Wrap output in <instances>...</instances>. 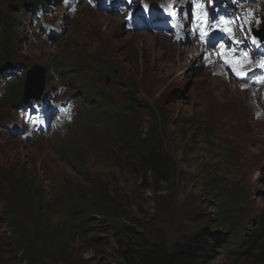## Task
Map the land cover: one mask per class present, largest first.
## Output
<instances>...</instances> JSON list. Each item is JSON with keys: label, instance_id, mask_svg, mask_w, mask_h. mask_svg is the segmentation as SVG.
I'll list each match as a JSON object with an SVG mask.
<instances>
[{"label": "rangeland", "instance_id": "1", "mask_svg": "<svg viewBox=\"0 0 264 264\" xmlns=\"http://www.w3.org/2000/svg\"><path fill=\"white\" fill-rule=\"evenodd\" d=\"M77 10L80 15L70 24L66 23L65 35L57 42L56 61L59 58L76 59L82 72L69 71L68 74L76 76L82 83H89L91 93L102 91L109 100L119 102L123 94L130 97V102L137 104L140 110L137 131L143 136L147 137L157 127L164 139L176 141L179 138L175 122L180 118H192L194 128L189 132L195 133L196 147L189 157L190 162H182V152L178 150L177 175L167 183L155 182L148 173L144 181V173L136 169L135 156L129 155V147H125L121 139L117 141L111 125L100 116L91 115L92 110L67 136H55L52 143L37 140L23 147L0 139V178L5 180L6 171L10 172L12 167H24L26 172L32 170L41 197L43 194L53 196L58 209L55 219L64 220L58 228L59 235L68 230L75 232L71 245H66L67 254L60 256L53 252L43 261L44 264H115L125 241L141 251L157 247L170 250L175 242L205 227L207 221L215 222V206L220 200L201 188L198 176L208 172L219 160L216 172L223 176V183L227 185L222 205L233 200L232 196L237 192L236 199L240 203L235 207L236 213L242 211L240 219L244 223L252 214L264 216V156H255V151L244 141L238 124L228 122L219 113V107L212 110L211 102H204L208 99L204 96V89L210 87L209 77L205 73L191 75V78L184 76L190 72L189 60L176 66L172 64L168 55L173 49L157 42L163 41L162 37L154 36L155 41L150 35L126 36L122 19L113 16V12L100 13L95 6L89 9L83 6ZM74 51H79V56H72ZM138 57L142 60L139 66L130 64ZM174 60L181 62L183 56ZM35 61L32 58L29 62ZM105 62H110L111 68L117 72L114 76L105 75L111 78L108 86L104 85L105 76L97 78L99 63ZM11 82V88L17 85V81ZM107 107L113 111L110 104ZM130 107L124 102L119 104L118 111L128 116L124 112L131 113L126 110ZM154 123L156 125L151 129ZM130 130L134 136L132 125ZM205 133L218 138L212 141L213 148L218 149L212 150L211 155L202 149L208 147L202 136ZM104 143L112 145L104 149ZM169 144L168 141V155L172 152ZM103 193L111 199L108 206L111 212L116 207L115 220L96 212L84 219L73 215L74 207L81 203L89 206L98 202L99 196L100 202ZM233 222L237 224L234 219ZM4 229L2 226L0 233ZM247 230L253 234L258 227L251 223ZM263 235L264 223L261 224L258 243ZM245 239L242 235L235 242L240 244ZM55 256L62 260H52ZM206 260V264H235L232 258L219 254L210 255Z\"/></svg>", "mask_w": 264, "mask_h": 264}, {"label": "trees", "instance_id": "2", "mask_svg": "<svg viewBox=\"0 0 264 264\" xmlns=\"http://www.w3.org/2000/svg\"><path fill=\"white\" fill-rule=\"evenodd\" d=\"M42 1V0H41ZM34 0H0V71H3L11 64L13 57L17 55L19 44L17 38L20 25L18 19L26 14V8L35 6ZM22 10L24 12L22 13ZM142 63L139 58L130 64L139 66ZM144 65V64H141ZM106 69L103 66V71ZM113 72V70H111ZM18 93L19 86H16ZM92 101L99 103V109L104 111L106 105L103 104L101 96L88 95ZM12 96L6 99V105H11ZM124 100L130 102V97L124 96ZM134 116H127L120 119L119 112L109 113V117L117 122L116 137L124 142L125 147H129V155L135 156L136 169H140L144 173V181L147 173L155 182H170L177 175V160L176 155L178 150H181L182 162H190L192 153L195 151L196 144L194 143L195 133L189 132L190 128H194L192 118H180V121L175 122V129L178 132V140L164 139L159 128L154 127L147 137H143L141 132L137 131L140 126L139 112L136 114V107L132 105ZM2 109L0 108V113ZM131 120H134L130 123ZM135 128L133 136L129 126ZM154 125H156L154 123ZM128 131L127 139L123 136L124 132ZM208 144V153L216 151L218 148L212 145V141H217L218 138L210 134L202 135ZM128 139H130L128 141ZM173 139V138H172ZM171 143L169 147L172 152L166 153L168 141ZM106 149L110 148V144H105ZM109 147V148H108ZM166 153V154H165ZM139 155L138 158L136 156ZM188 157V159H184ZM181 163V162H180ZM217 163V162H216ZM216 163L212 164L208 172L201 173L198 179H201V188L207 192H211L213 197L220 200L216 208L215 222L207 221L205 227L195 232V234L177 241L172 245L170 250H164L162 247H157L147 251H141L134 247L128 241H125L124 247L120 252L119 261L115 264H206V259L210 255L219 254L223 256L233 255L235 264H264V235L257 242V235H247L244 228H240L238 233H235L237 226H230L228 217H233V213L225 214L229 207L234 209L236 202L230 201L226 206L222 205L221 199L225 197L227 185L223 183V176L216 171ZM11 179L10 190L12 193V204L9 203L5 192L0 189V209L3 219H6L11 230V240L13 241L14 257H11L8 264H44V260L50 258L53 252L56 255L65 256L67 254L66 245H71L72 237L75 232L72 230L60 232V222L52 223V212L55 205L51 194H43L35 187V173L31 170L26 172L25 168L12 167L9 170ZM99 190V188H97ZM35 196L38 197V206L35 203ZM103 200L90 203L89 206L81 203L77 208H73V212L77 214L79 219H84L88 214L96 212L97 215L108 216L115 220L116 207L114 212H111L110 197L103 193ZM52 201L49 203V201ZM236 201V200H235ZM86 204V203H85ZM105 204V205H104ZM233 204V205H232ZM54 205V206H53ZM94 208H91V206ZM56 209V208H55ZM25 216V217H24ZM24 217V219H23ZM35 223L29 230L26 228L31 221ZM23 219V220H22ZM223 229L222 231L217 230ZM77 231L78 228H73ZM82 230H86L83 228ZM246 234L248 238L245 243L234 246V237ZM238 238V237H237ZM235 238V240L237 239ZM20 252V255L16 254ZM246 252L249 254L244 255ZM244 255V256H243ZM54 259V258H52ZM75 263V262H74Z\"/></svg>", "mask_w": 264, "mask_h": 264}, {"label": "clouds", "instance_id": "3", "mask_svg": "<svg viewBox=\"0 0 264 264\" xmlns=\"http://www.w3.org/2000/svg\"><path fill=\"white\" fill-rule=\"evenodd\" d=\"M188 15H190V11L188 12ZM113 16L115 14L113 13ZM172 14H169L166 16V20L171 19ZM162 18V15L159 14H151L145 17V20H147L148 23H154L156 20ZM262 23L260 24V27L262 26V29L259 30L256 25L253 26L252 28V36L258 41L259 44H261L264 48V39L260 38L257 34L261 31H264V18H262ZM144 19L142 21H145ZM155 24V23H154ZM156 25V24H155ZM123 32L126 33V36H131L128 31H125L123 27ZM34 34L38 37V39L41 42L40 46V55L35 56L34 58L36 59L35 62L31 64L29 62L31 59H28L29 65L31 66V69L27 72L29 73V77H25L26 82H25V91H33L34 94H51V91L53 92L51 94L52 100L50 102L51 106L54 107L55 105L53 102L55 101H60L62 102V106L65 105L66 100H74L73 105H80L83 104L86 108L85 114L88 115L90 111V106L94 107V109L91 111V115L95 116H100L103 118L104 122L109 123L111 125V131L113 135L116 137V125L117 122L113 120L111 117H109V113L113 112H119V104H123L124 102H127L124 100V95L123 94V99L119 101L115 100H109L107 95L104 94L102 91L96 92V93H91L89 86V83H82L79 78L76 76L73 77L71 74H68L69 71H74L75 73H81L82 69H80V66L78 65L77 60L75 59H70V61H67L64 58H59L58 61H56V57H54V53L56 51V46L57 42H59V39H53L49 35H45V37L42 36V31L40 30V27L37 30H34ZM139 36L136 37H142L143 35L138 34ZM62 38V37H61ZM60 38V39H61ZM152 39H154V36L152 35ZM158 42V41H157ZM193 39L189 38V33H186L185 36L183 37V41H174L171 43H165L169 49H173V52L169 53L168 55V60L174 63V65H180L186 60H189L191 63V68L189 69V73L184 74V76H188L191 78V75H197L200 73H205L209 77V85L210 87L204 89V96H206L208 99H205L204 102L206 104L210 103V109L215 110L216 107H219V113L226 118V120L232 124H238L240 127V132L242 133V136L244 137V141L250 145L251 149L255 151V156L262 154L264 156V98H261L259 95L257 96L258 92L252 89L244 88L242 86H236L234 84H237L235 81H233L231 78L228 77L229 82L225 85L223 89L219 86V84L216 82L217 78H220L221 76H227L223 71L224 68H221V60L216 57V63L217 65H213L207 60H204V54H198L197 52V46L194 45ZM53 44L54 46L46 50L44 49L46 44ZM245 43V41H244ZM159 44V42H158ZM77 54H73L72 56H79L80 52L79 51H74ZM198 56H197V54ZM173 55V57H172ZM179 56H183V60L181 62L175 61V58H178ZM139 60H141L140 57H138ZM142 61V60H141ZM155 61V60H153ZM95 62V61H94ZM97 62V60H96ZM210 63V65H208ZM264 61H259L258 65L263 64ZM103 66L106 69L103 71ZM143 66V65H141ZM98 68L100 71L97 73V78L101 79L102 76L104 77L107 73H110L112 76H114L117 72L111 68L110 62H105V63H99ZM113 70V72H111ZM260 73L264 71V67L259 69ZM67 72V73H65ZM25 75V74H24ZM50 81L54 82V88L53 89H45V84L44 81ZM108 80V82H107ZM111 78L110 76H105L104 78V85L108 86L110 83ZM103 82V81H102ZM212 82V83H211ZM264 89V85H263ZM257 92V94H256ZM32 93H28L27 100H32L33 97H36ZM214 94V97L211 95ZM57 95V96H54ZM88 95H94V96H101L103 99V104L106 105L104 108L105 114L103 111L99 109V103L96 101H92L88 98ZM131 101V100H130ZM110 104L112 107L113 111L107 107V105ZM130 108L126 110H130L131 113L128 111H125L124 113L127 114L129 117L134 116V110L132 108V105L136 107V114L139 110L137 104H133L132 102H129ZM220 106H222L220 108ZM214 108V109H213ZM236 112H241L243 117L241 119H238L234 113ZM254 112V116H253ZM139 114V113H138ZM148 113V117H149ZM252 115V116H250ZM120 119L127 117L124 114L119 112ZM140 117V116H139ZM184 119V118H183ZM189 119V118H188ZM134 120H131L133 122ZM53 122V121H51ZM156 124V123H155ZM154 126V124L151 125V129ZM73 129V128H72ZM69 128V131L71 132L72 130ZM130 129V126H129ZM150 129V130H151ZM69 132V133H70ZM127 134L128 131L124 132L123 136L127 139ZM146 137V136H143ZM117 138V137H116ZM40 140H46L45 137L41 138ZM106 144V143H105ZM110 147L112 143H109ZM104 149H106L105 146H103ZM109 148V147H108ZM204 153H208V147L207 148H202ZM76 158V157H75ZM77 159V158H76ZM221 160H219L216 163V168L220 165L219 163ZM7 177H5V180L3 178H0V189L5 192V195L7 193L11 194L10 190V182L9 180H6L7 178L11 179L10 172L6 171ZM5 181V182H4ZM236 194L237 192H234L233 204L236 202V205H239L240 201L236 199ZM38 197L35 196V203H37L38 206ZM37 199V200H36ZM236 200V201H235ZM55 205V203H53ZM232 204V205H233ZM232 209V207H229L226 211H224L225 214L233 213V217H228V221L230 222L229 225L232 227L237 226V230L235 233H238L240 228H244L246 231V234L248 235L249 232H247V227L251 223L254 224L256 227H258V230L256 232H253V234L249 235H257L258 232L261 229V224L264 223V216L260 214H252L249 216V218L246 220L244 223L243 220L240 219L242 211L238 210V213H236V208ZM1 212V209H0ZM3 217L0 216V228L2 226H5V229L2 233H0V245L2 243V238L4 234L10 233L11 230L8 226V223L2 221ZM233 219L235 220L236 223L233 222ZM204 228V227H203ZM201 228V229H203ZM220 229V228H218ZM223 230V229H221ZM224 231V230H223ZM246 234H242L243 236L246 237V241H248L250 238ZM240 235V236H242ZM239 235L234 237V242L238 239L237 237H240ZM235 238H237L235 240ZM242 244V243H240ZM239 245V243L234 244V246ZM249 254V252H246L244 255ZM1 255V252H0ZM243 255V256H244ZM229 258L233 259V255L226 256ZM61 258V257H59ZM69 264H74V262L69 263Z\"/></svg>", "mask_w": 264, "mask_h": 264}, {"label": "water", "instance_id": "4", "mask_svg": "<svg viewBox=\"0 0 264 264\" xmlns=\"http://www.w3.org/2000/svg\"><path fill=\"white\" fill-rule=\"evenodd\" d=\"M260 38L264 39V31H260L258 34H257ZM108 82V80H107Z\"/></svg>", "mask_w": 264, "mask_h": 264}, {"label": "bare ground", "instance_id": "5", "mask_svg": "<svg viewBox=\"0 0 264 264\" xmlns=\"http://www.w3.org/2000/svg\"><path fill=\"white\" fill-rule=\"evenodd\" d=\"M243 10H244L246 13H248V10H247V9L243 8ZM46 123H49V122H46Z\"/></svg>", "mask_w": 264, "mask_h": 264}]
</instances>
